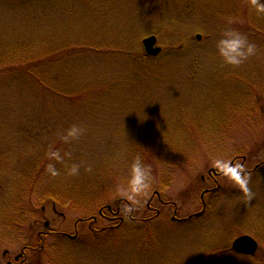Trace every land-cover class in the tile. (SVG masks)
Here are the masks:
<instances>
[{
	"label": "rangeland",
	"instance_id": "374dc122",
	"mask_svg": "<svg viewBox=\"0 0 264 264\" xmlns=\"http://www.w3.org/2000/svg\"><path fill=\"white\" fill-rule=\"evenodd\" d=\"M226 28L257 54L223 65ZM72 124L86 132L65 143ZM49 145L71 153L55 177ZM137 153L152 180L133 193ZM217 159L245 165L250 199ZM263 161L264 14L251 0H0V264L23 248L16 264H264ZM245 233L253 255L231 249Z\"/></svg>",
	"mask_w": 264,
	"mask_h": 264
},
{
	"label": "clouds",
	"instance_id": "9594fccd",
	"mask_svg": "<svg viewBox=\"0 0 264 264\" xmlns=\"http://www.w3.org/2000/svg\"><path fill=\"white\" fill-rule=\"evenodd\" d=\"M251 4L257 15L264 14V0H251ZM216 48L223 65L239 66L249 57L257 54V45L251 42L247 35L234 28H226L222 31L219 39L216 41ZM85 132L86 128L83 125L72 124L61 133L60 139L65 143H70L79 140ZM70 155L71 153L67 152L61 154L60 149L49 145L48 151L46 152L49 162L46 165L45 171L51 177L60 175V170L56 167V162L67 163L65 157ZM213 163L220 173L238 184L248 198H251V190L248 187V175L245 172V165L239 162L233 163L231 159L227 161L217 159ZM66 172L70 176L79 175L80 164L71 163L70 166L66 167ZM151 180V165L146 164L142 156L137 153L130 164L129 184L131 191L133 193L143 191L149 187ZM132 199V196H128V200ZM134 208V203H122L121 212L124 214L125 219L130 218Z\"/></svg>",
	"mask_w": 264,
	"mask_h": 264
},
{
	"label": "water",
	"instance_id": "95a60500",
	"mask_svg": "<svg viewBox=\"0 0 264 264\" xmlns=\"http://www.w3.org/2000/svg\"><path fill=\"white\" fill-rule=\"evenodd\" d=\"M197 36L198 38L201 37L199 34ZM143 45L146 54L149 56H156L162 50V47L158 44V39L155 34L146 36L143 39ZM46 225H48V222H46ZM231 246L237 253L253 255L259 248V242L254 236L245 233L235 237Z\"/></svg>",
	"mask_w": 264,
	"mask_h": 264
},
{
	"label": "flooded vegetation",
	"instance_id": "af4514ba",
	"mask_svg": "<svg viewBox=\"0 0 264 264\" xmlns=\"http://www.w3.org/2000/svg\"><path fill=\"white\" fill-rule=\"evenodd\" d=\"M157 195H158V194H157ZM148 206H150V203L148 204ZM110 211H111V213H113V215H114V216H112V218H113V219H116V218L118 217L117 215H118V213H119V210H117V211H112V209H111ZM25 250H26V248H23L22 251H21L18 255H16V256L14 257V260H8L6 264H16V262L19 261V260L21 259V257L23 256V254L25 253ZM7 253H8L7 251L4 252V254H7Z\"/></svg>",
	"mask_w": 264,
	"mask_h": 264
},
{
	"label": "trees",
	"instance_id": "16d2710c",
	"mask_svg": "<svg viewBox=\"0 0 264 264\" xmlns=\"http://www.w3.org/2000/svg\"><path fill=\"white\" fill-rule=\"evenodd\" d=\"M254 172H257V170L255 169V171Z\"/></svg>",
	"mask_w": 264,
	"mask_h": 264
}]
</instances>
